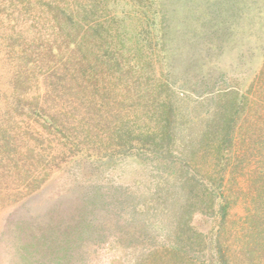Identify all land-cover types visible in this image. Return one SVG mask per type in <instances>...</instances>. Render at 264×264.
<instances>
[{
	"label": "rangeland",
	"instance_id": "1",
	"mask_svg": "<svg viewBox=\"0 0 264 264\" xmlns=\"http://www.w3.org/2000/svg\"><path fill=\"white\" fill-rule=\"evenodd\" d=\"M263 74L264 0H0V264L237 253L241 203L201 202L191 180L218 172V133L244 97L264 101ZM248 139L262 156L264 137Z\"/></svg>",
	"mask_w": 264,
	"mask_h": 264
},
{
	"label": "trees",
	"instance_id": "2",
	"mask_svg": "<svg viewBox=\"0 0 264 264\" xmlns=\"http://www.w3.org/2000/svg\"><path fill=\"white\" fill-rule=\"evenodd\" d=\"M89 18L90 17H88V20ZM104 20L103 17L95 18V21L93 20L94 23L92 22L93 28L89 27L88 30L96 32L98 35L99 32L103 31L102 26L104 25ZM77 25L81 27L80 22ZM105 32H108V27H104V33ZM107 50L108 49H105L106 52ZM104 52H98L95 54V58L102 59L111 56V52H107L108 54H104ZM132 78L131 75L128 80L129 83H131ZM261 79L264 81V74ZM89 85V82L87 85L85 84L87 88ZM243 100L246 102L245 97ZM245 102L244 108L243 105L242 107L237 106V104L232 106L231 112L233 111L235 120L228 126V130L230 129V131L224 134V131L221 130V133H218L220 134V139L217 141L216 145L214 144L213 149L214 161L216 162L215 167L219 169L218 172L216 174L212 172L208 178L205 177L206 181L201 179L199 182L196 176L191 180L193 184H197L195 187L201 186L203 189L202 192L196 196V198H200L201 202L203 194L206 195L207 192L208 195L215 194L219 198H222L221 196L224 197V194L228 193L232 196V201H230L231 204H229L228 209L235 206L237 203H241L243 207V216L238 219L237 222L233 223L234 225L236 224L235 229H233L234 231L227 233L228 239H230L233 233L231 241L237 240L234 238L238 234L241 236L242 239L239 246L241 249L239 248L240 250H238L237 253H229L228 248H224L227 249V251H223L222 246H219L220 250L219 253H217L221 259L219 264H247L248 261L246 259L252 261V258L258 259L261 264H264V153L262 156H255L252 159H250L251 157L249 156L246 157L245 153L252 147L251 145H253H245L246 140L250 141L248 138L252 136L256 138L264 137V101L258 99L257 101L249 100ZM253 108L259 110L256 116L249 115V111ZM148 109L149 111H147V113H149V116L151 113V117H154L153 120L155 123L159 115H163L166 111L162 108L160 109L158 103H153L151 108ZM243 115L245 117L242 118ZM248 120L251 121L250 124H248ZM162 122L163 120H159L157 124H162ZM243 129L246 134H242ZM231 160L232 163H230ZM226 172L230 176L229 180H225L224 176ZM219 174L222 178L217 177ZM214 175H216V177ZM211 180L213 182H221L216 193L215 190H211V187H213L212 183H210ZM224 209H227V207L225 206ZM222 214L225 216L226 213L223 212ZM226 220L227 218L225 217L221 218L223 224L228 223ZM237 254L239 255L238 259Z\"/></svg>",
	"mask_w": 264,
	"mask_h": 264
}]
</instances>
